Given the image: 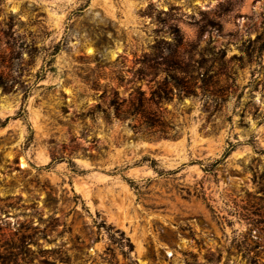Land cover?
I'll return each mask as SVG.
<instances>
[{"label": "rangeland", "instance_id": "374dc122", "mask_svg": "<svg viewBox=\"0 0 264 264\" xmlns=\"http://www.w3.org/2000/svg\"><path fill=\"white\" fill-rule=\"evenodd\" d=\"M0 74V264L264 260V0H0ZM159 86L176 138L124 118Z\"/></svg>", "mask_w": 264, "mask_h": 264}, {"label": "trees", "instance_id": "16d2710c", "mask_svg": "<svg viewBox=\"0 0 264 264\" xmlns=\"http://www.w3.org/2000/svg\"><path fill=\"white\" fill-rule=\"evenodd\" d=\"M262 36H257L256 40H261ZM59 48L58 46H56L54 52L52 53V57L51 60L53 62L54 60V56L55 54L58 52ZM182 61H170L167 60L165 63V67L163 69V71L166 73V77L165 80H168L170 77L173 78V80L178 81V74L184 73V74H188V73H192L191 78L193 79V81H190V85L185 86L186 90H185V95H190V94H194L197 88H204L209 87L210 85H214L215 87L218 86L220 84V77L221 75L219 73H216L215 75H212L211 80L209 82H204V75H201V72L199 70V68H189V66H184L182 63ZM46 71V70H44ZM173 72L176 73L175 75H173ZM201 77V78H200ZM198 78L200 80L203 81V83L198 86ZM9 77L5 76L4 74H0V85L3 86L5 91H10V88H8L7 83H8ZM189 84V83H188ZM176 86H178V83L175 84ZM166 90L163 89L161 86H159L157 89L153 90L151 93V96L146 97L140 95L139 97L133 99L129 106L128 109L125 111L124 114V118L130 117V116H137L139 115L141 118V126H139V128H137L138 130H136L137 133H141L142 135H144L147 138H160V137H172V138H176L178 136H180L179 134V129H176L175 127L173 128H168L167 123L165 122L164 118H163V104L166 101V97L162 94V92H165ZM113 105L115 106V110H116V114L117 116L120 115L119 111V103L116 101V98H114L113 100ZM25 107L24 104L21 106V108L19 109V111L17 112L16 115L14 116H8L6 117L4 120L0 119V126L4 127L6 126V124L8 123L9 119L11 117L13 118H17L20 116L25 115ZM264 117V115H263ZM253 136L251 137V139L249 140L250 143H253ZM236 146V143H232L229 142V146L226 148L225 152L222 154V156L216 160L215 163H218L222 160H225L229 154L232 152V150H234ZM256 150V148H255ZM259 152L264 153V150H259ZM58 158H53L51 160V162L46 165V167H50L54 162H57ZM143 160H149L150 164L156 168L157 165V160H155L154 158H150L147 159L146 157L143 158ZM124 178L132 185L134 186L135 181L131 178L125 177ZM58 220V219H56ZM106 224L102 223V224H98L99 228L104 227ZM110 229L113 228V226L109 227ZM108 228V229H109ZM117 232L120 233V235L122 236L121 239H126V243L129 246L128 250L122 249V252L124 254L125 257H128L131 259V257H129V252H131L134 249V245L133 243L130 241V239L128 237H125V232L123 230L120 229H116ZM114 234L111 233V236H113ZM120 244L123 246V241L120 240ZM132 262H134L132 260ZM252 264H264V260H261V257L259 254L256 255V257L254 258V260L252 261Z\"/></svg>", "mask_w": 264, "mask_h": 264}]
</instances>
